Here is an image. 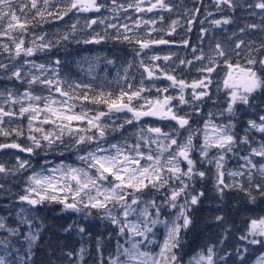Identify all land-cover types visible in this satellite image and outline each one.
I'll return each mask as SVG.
<instances>
[{"label":"snow or ice","instance_id":"6c2138e0","mask_svg":"<svg viewBox=\"0 0 264 264\" xmlns=\"http://www.w3.org/2000/svg\"><path fill=\"white\" fill-rule=\"evenodd\" d=\"M211 3L215 12L200 0L199 6L194 4L183 13L189 17L186 31L191 32L201 9L206 11L200 23L211 27H201L199 37L201 44L208 40L205 52L188 39L176 42L166 38L176 34L179 19L171 20L167 28L163 27L166 17L162 14L150 19L126 16L133 21L132 26L111 22L129 9L171 13L180 7L169 0H128L127 4L122 0H0V37L8 41L0 42V80L26 85L22 92L19 88L0 90V137L4 138L0 151L15 149L27 154L17 155L11 164L0 162V179L22 181L18 192L0 183V195L8 198L13 208L19 205L14 216L11 212L0 216V264H37L36 250L48 227L38 213L49 205H59L61 214H76L62 231L75 232L81 246L74 251L61 248L57 260L50 259L48 264H87L92 253L86 242L92 233L85 222H99L105 231L111 226L109 240L113 236L117 240L114 251L105 255L103 233L96 236L92 264H230L232 254L222 247L230 234L228 228L218 240L209 238L196 246L185 237L194 228L195 209L206 196L205 191L196 190L198 183L203 188L211 181L221 201L230 192L242 194L250 205H257L258 198L264 200V106L254 103L257 93L264 94V35L259 40H245L233 32L220 40L215 36L209 39V33L232 23L231 16L217 19L216 13L242 9L259 16L260 23H249L239 32L258 30L264 34V0ZM104 12L111 13V18L102 15ZM84 13L97 15L84 17L83 26L78 16L54 40L43 32L31 33V40L26 38L31 28ZM158 23L160 27H156ZM97 25L103 26V35L96 30ZM142 27L143 34L138 31ZM78 33L83 35L77 38ZM153 33H160L159 38ZM109 39L130 46L134 53L117 80L118 90L105 91L103 85L97 90L91 83L63 78L59 59L47 64L29 59L64 42L88 45ZM161 45L192 48V59L176 53L148 55L154 46ZM161 60L163 65L157 63ZM181 66L188 71L195 67L198 75L189 82L183 78ZM137 69H142L139 81L131 75ZM224 69L223 78L214 80V74ZM88 71L95 80L91 65ZM158 81L169 83L161 87ZM170 89L176 94H170ZM208 101L214 110L205 116L203 107ZM240 105L253 110L242 136L237 132ZM113 114H124L123 123H107ZM145 118L174 123L165 124V131ZM126 125L138 127L123 144L105 147L101 143L110 131L120 132ZM25 133L28 143L22 144L19 138ZM255 134H259L258 140ZM244 149L247 154L240 155L239 150ZM41 152L44 156L72 152L79 165L61 160L46 168L51 161L45 160L39 172L32 170L25 176L33 168L31 158ZM230 156L243 161L237 170L228 169ZM149 193L159 194V202L156 195L145 199ZM209 211V222L223 226L225 216L215 214L221 211L219 205ZM161 227L162 242L156 239ZM238 239L244 245L264 247V215L249 217ZM247 251L246 246H238L235 255L243 260ZM53 254L50 246V256ZM256 264H264V253L256 258Z\"/></svg>","mask_w":264,"mask_h":264},{"label":"rangeland","instance_id":"374dc122","mask_svg":"<svg viewBox=\"0 0 264 264\" xmlns=\"http://www.w3.org/2000/svg\"><path fill=\"white\" fill-rule=\"evenodd\" d=\"M55 2V0H53ZM110 2V0H109ZM125 4H127L128 0H122ZM171 4L179 5L180 7L176 8L173 12L168 13H136L134 10L129 9V12L126 14H121L119 20L112 19L111 22L113 23H128L130 26H132V20L125 19L126 16H131L133 19L139 18L143 16L144 19H150V18H158L159 15H163L166 17V20L163 24V27L167 28V25L171 22L173 19H179L180 25L177 27L176 34H174L171 37H166L167 39L174 40L176 42H180L183 39H188L193 47H203L204 51H208V40H205L203 44H201V41L199 39L200 37V31L201 27L203 28H210V24L204 23L201 25L200 21L204 20L206 11L204 9H201V12L199 13L198 20L193 22L192 31L188 32L186 31L188 25L186 23L187 19L189 17L184 16V9H192L194 4L196 6H199L200 0H169ZM203 3L205 5H209L208 10L215 12V8L212 6L211 0H203ZM147 6L146 4L144 5ZM97 14L95 13H84V14H69V16L64 18V21H56L53 20L49 23H45L40 27H35L30 29V33L27 35V39L31 40L32 35L31 33L40 34L41 32L46 33L50 39H55L57 34H63L65 31L68 30L70 25L77 21V17L79 16V24L83 26L84 24V17L88 18H94ZM104 16H108L111 18L112 14L109 12L102 13ZM221 16H231L232 17V23L229 25H224L219 29H213L209 33V39H211L213 36L215 38L220 40H226L228 37L232 36L233 32H236L238 35H240L245 40H259L261 38L262 33H260L258 30L251 31L248 33H240V28H244L249 23H260V17L259 16H251L248 14V12L237 9L234 13L230 11H225L223 13H216L215 18L219 19ZM211 19V18H209ZM161 25L158 23L156 27H160ZM96 30L101 33V35L104 34L103 32V26L97 25L95 26ZM110 33L112 32L111 29L108 30ZM141 34L144 33L143 27L138 30ZM83 34L78 33L77 38H80ZM0 42H8L5 37H0ZM171 53H176L178 57H186L187 59H192V48H184L183 46L177 47L176 45H169V46H154L152 51L148 52V55L153 54H159L160 56L169 55ZM199 54V52H197ZM134 56V53L132 52L130 46L126 44H122L113 40H106L100 44H88L85 45L83 43H76L75 40L64 42L60 46L54 47L51 49V51L48 52H38L33 57L29 58L34 60L37 64L44 63L47 64L50 61H54L56 59H59L61 61V67H60V74L63 78L75 83V82H84V83H91L97 90H99L100 86H104V90H112L117 88V80L120 76H123V69L127 66L128 62L132 60ZM112 61L111 64L107 63V61ZM22 63L23 61H19ZM157 63L164 64V61H157ZM178 64V60L176 61ZM94 69V75L96 77L95 80H93L92 76L89 75V67ZM175 67V65H172ZM183 71V78L187 79L189 82L195 78L198 73L195 70V67L192 68L191 71H188V69L183 68L181 66ZM226 69L221 71L219 75L214 74V80H221L223 78L224 72ZM142 72V69H137L131 71V75H134L136 77V80L139 81L140 79V73ZM180 74V71L178 70V73ZM161 87L166 86L169 82L168 81H158L157 82ZM19 88V90L22 92L24 87L26 85H19L16 81H7V80H0V90L3 88ZM190 91V90H189ZM37 92L40 93V90L37 89ZM212 92L215 94L216 89L215 85L212 87ZM46 95V92L40 93ZM170 94L175 95V90L170 89ZM152 95L155 96L156 93L153 90ZM215 98V96H214ZM221 99H223L222 93H221ZM79 103V102H78ZM254 103L259 104L261 106H264V94L257 93L256 98L254 100ZM87 107L89 108H95V105L88 104ZM79 110V109H77ZM185 111H188L189 109L187 107L184 108ZM210 110H214L212 108V102L208 101L207 105L203 107V111L205 113V116L207 115V112ZM252 109L246 108L243 105L238 106V122H237V132L239 135H243V128L246 124L247 119L251 117ZM183 114V113H181ZM123 115L124 114H113L112 119L108 120L107 123L111 124L113 120L116 121L117 124L123 123ZM130 115V114H129ZM117 117H120L117 119ZM145 122H150L154 126H161L164 127L165 124L168 123H174V122H168V121H160L156 120L154 118H145ZM19 123V121H17ZM24 126L26 128L27 121H23ZM15 126V125H13ZM137 127H133L131 125H126L125 129H122L120 132H111L107 136L105 141H102L101 143L108 147L110 144L113 143H121L123 144L126 137H131L132 133H134L137 130ZM193 127H196L195 124H193ZM165 131H168L167 127H164ZM25 137L19 138V142L22 144H27L28 141ZM256 139H259V134H255ZM14 138V137H13ZM4 138L0 137V142H3ZM134 142V139L132 140ZM256 146V145H253ZM39 151V150H38ZM240 155L247 154V149L239 150ZM23 156L26 157V153H20L16 152L14 150H7V152L0 151V162L7 161L9 164L15 162V157ZM32 159V166L33 168L29 170V172L25 173V176L28 174H31L32 170H35L39 172L41 170V166L44 165L45 160L51 161V165H46L45 167H54L57 166L61 160H63L66 164H76L79 165V161L76 160V156L72 152L65 153L64 156H61L58 152L57 153H51L47 156H44V154L41 152L39 156H34ZM259 159V158H256ZM242 160H238L236 157L230 156L228 160L227 167L231 170H237L239 165L242 164ZM0 183H4L6 188H10L12 192H18L20 188L22 187V181L16 180V178H9L8 180L0 179ZM201 185L198 183L196 185V190L201 191L200 188ZM234 192H230L228 194H232ZM153 195H156L157 201L159 202V194L149 193L145 196V199H151ZM5 205H8V207H5ZM258 205V206H257ZM257 205H250L245 206V209H243L246 213L250 214L253 213V215L257 216L260 213H264V200H261L258 198ZM24 207H27L26 205ZM51 209L53 205L45 206ZM56 207V206H55ZM19 205L16 206V208H13L9 199L3 197L0 195V216H7L10 212L15 215V211L18 210ZM59 208L56 210V214L61 215L59 213ZM40 213V212H39ZM63 214H71L74 215V218H76L75 213H63ZM74 218H70V223ZM67 226V225H66ZM111 229V226H109V230ZM105 230L104 228H101L100 231H98V235H101L103 233L104 239H106L105 242V255L109 251H114L117 240L113 236L111 240H109V235L104 234ZM95 236V237H96ZM164 236V229L161 227L159 231L157 232L156 239L160 242H162ZM95 237L92 240V246H95L96 240ZM77 245L74 247V250H78L81 246L80 237L77 238ZM122 242V241H121ZM86 246L90 248L89 243L86 242ZM150 248H153L155 251H158V248H155L154 245H150ZM38 249V248H37ZM92 255L87 257V264H92V260L96 255L95 249H90ZM259 256V255H258ZM256 256L250 264H256Z\"/></svg>","mask_w":264,"mask_h":264},{"label":"trees","instance_id":"16d2710c","mask_svg":"<svg viewBox=\"0 0 264 264\" xmlns=\"http://www.w3.org/2000/svg\"><path fill=\"white\" fill-rule=\"evenodd\" d=\"M200 188L205 191L206 196L202 204L195 209L194 228L185 237L188 243L196 246L207 242L209 238L218 240V238L224 234V229L228 228L230 234L222 247L232 254L230 264H250L256 256L264 253V247L260 245H244V242L238 239L241 232L246 228L247 219L255 216L253 213L248 214L243 210L245 206H250V204L247 203V198H244L242 194L234 192L232 194L226 193L224 199L221 201L214 192L211 181H208L203 188ZM218 205L221 211L215 212V214L225 216V223L220 227L210 223L208 219L211 214L209 210H215ZM58 206L59 205H53L51 209L48 207L39 209L40 213L38 214L45 219V223L48 227L39 242L40 247L36 250L37 264H48L50 259L57 260L61 248H63L64 251H74V247L77 245V238H79V236H77L75 232L68 234L62 231V228L66 227L70 218H74V215L56 214L55 212ZM259 215H264V213H260ZM85 223H89V231L92 233V239L87 241V243L92 247L90 249H95V246H92V240L103 226L100 225L99 222ZM109 231H105L104 234L109 235ZM104 241H106V239H104ZM50 246L51 250H54L55 253L51 256ZM238 246H246L248 249V251L244 253L243 260L235 255Z\"/></svg>","mask_w":264,"mask_h":264},{"label":"flooded vegetation","instance_id":"af4514ba","mask_svg":"<svg viewBox=\"0 0 264 264\" xmlns=\"http://www.w3.org/2000/svg\"><path fill=\"white\" fill-rule=\"evenodd\" d=\"M153 35L159 38L160 33H153Z\"/></svg>","mask_w":264,"mask_h":264},{"label":"water","instance_id":"95a60500","mask_svg":"<svg viewBox=\"0 0 264 264\" xmlns=\"http://www.w3.org/2000/svg\"><path fill=\"white\" fill-rule=\"evenodd\" d=\"M155 119V118H154ZM11 150H14V151H16V152H18L17 150H15V149H11Z\"/></svg>","mask_w":264,"mask_h":264}]
</instances>
